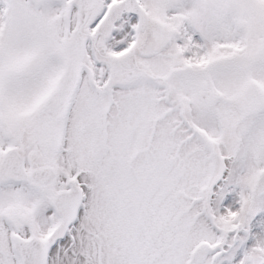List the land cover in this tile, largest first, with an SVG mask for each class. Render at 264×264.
Instances as JSON below:
<instances>
[{"label":"snow or ice","instance_id":"snow-or-ice-1","mask_svg":"<svg viewBox=\"0 0 264 264\" xmlns=\"http://www.w3.org/2000/svg\"><path fill=\"white\" fill-rule=\"evenodd\" d=\"M0 264H264V0H0Z\"/></svg>","mask_w":264,"mask_h":264}]
</instances>
